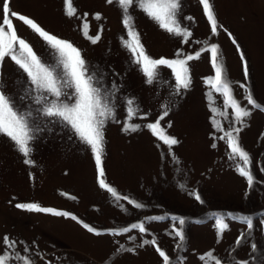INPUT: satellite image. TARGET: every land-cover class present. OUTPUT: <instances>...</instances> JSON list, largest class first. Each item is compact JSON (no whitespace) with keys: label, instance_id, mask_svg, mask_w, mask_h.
<instances>
[{"label":"rangeland","instance_id":"374dc122","mask_svg":"<svg viewBox=\"0 0 264 264\" xmlns=\"http://www.w3.org/2000/svg\"><path fill=\"white\" fill-rule=\"evenodd\" d=\"M71 2L77 10L73 17L64 14L63 0H11L10 7L33 19L47 32L71 42L80 50L89 70L102 77V88L115 92L111 97L115 118L107 120L102 129L104 179L118 196L128 197L144 207L137 209L125 199L117 200L98 186L90 147L80 142L70 127L40 116L36 111L40 106L30 98L21 99L25 96L27 77L6 58L0 65V90L13 99L20 112L31 111L33 123L43 130L31 142L32 151L27 157L33 161L31 165L25 164V157L13 143L0 135V252L4 251L2 238L8 236L18 242L17 251L24 247L30 250L28 254L35 264H162L153 246L137 247L142 240L155 238L173 261L178 255L184 257V264H202L199 256L209 250H213L222 264L244 260L249 264H264L251 259L255 254L250 247L255 243L259 252L264 253V230L260 225L264 217L259 215L264 213V171L261 170L264 168V112L251 109L252 114L245 118L239 132V143L251 158L255 178L249 189L245 178L235 170L239 161L229 159L227 140L219 139L240 125L234 124L232 109L225 107L224 97L204 83L205 78L214 75L211 54L202 52L199 59L189 61L191 85L177 95L171 69L161 66L158 80L146 83L138 66L133 64L131 53L123 46L126 29L115 3ZM180 3L178 19L192 33L187 43L182 42V37L162 30L135 5L129 9L146 53L156 59H172L178 49L194 54L215 43L226 78L232 82L234 98L242 106L251 108L244 99V90L239 87L243 83L251 89L257 103L264 106V0H210L219 25L215 36L211 34L199 0H180ZM97 13L99 20L94 19ZM85 19L90 37L99 32L100 39L95 44L81 30ZM12 20L18 35L32 46L42 62L54 64L55 51L22 22ZM233 37L236 44L232 43ZM241 52L247 63L248 80L244 77ZM129 98L139 108L137 116L132 118L127 116ZM162 105L170 106L161 125L168 135L179 140L172 149L179 163H173L171 157L162 159V152L167 156V146L144 127L157 119ZM210 107L217 112L213 114ZM145 114L147 118L142 119ZM213 120L223 131L214 127ZM125 122L140 127L134 132L122 131ZM196 193L203 204L194 198ZM17 203H36L65 211L77 220L18 209ZM224 213L253 216L252 234L239 247L235 239L246 227L236 221H226L229 230L217 243L214 217ZM153 216L166 218L146 220ZM171 216L186 220L182 252L176 249V239L169 235ZM140 222L145 223L146 233L133 229L114 236L108 232ZM83 224L101 234L88 232ZM129 236L135 239L129 240ZM120 245L136 250L117 252Z\"/></svg>","mask_w":264,"mask_h":264},{"label":"snow or ice","instance_id":"6c2138e0","mask_svg":"<svg viewBox=\"0 0 264 264\" xmlns=\"http://www.w3.org/2000/svg\"><path fill=\"white\" fill-rule=\"evenodd\" d=\"M64 14L68 17L76 15L77 10L74 8L71 0H63ZM108 4L115 3L121 11L122 24L126 29L127 38L124 40L123 46L131 53L132 62L138 66L140 72L146 78V83H153L159 78V69L165 66L171 69L175 80V94H180L181 90H187L191 85V77L189 72V61L197 60L201 57L202 52L210 53V62L214 75L204 79L206 85L220 93L224 97L225 107L232 109V117L234 124H239L240 127H233L225 132L224 136L219 139L227 140L229 149V159L239 162L236 163L235 170L238 175L245 178L247 187L251 189L255 183V178L251 171L252 161L249 154L244 150L239 143V132L244 126L245 118L249 117L251 109H259L264 112V106H261L254 99L251 89L246 84H239V87L244 90V99L248 106H242L241 103L234 98L232 82L226 78V74L222 64V58L218 53V45L212 43L202 48L194 54H186L178 49L175 53V58L169 59L160 57L158 59L149 56L143 45L140 43L139 34L136 32L132 23L133 17L129 9L135 5L139 10L151 20H153L162 30L168 34L182 37V42L187 43L192 33L181 25L178 19L179 10L181 7L180 0H106ZM11 0H0V65L6 58L10 59L15 66L27 77L25 87V96L21 99L30 98L32 102L39 105L36 111L42 117L53 118L55 121L64 126L70 127L74 136L80 142L90 147L93 154L96 172L97 183L101 189H105L117 200L125 199L135 208H143L144 205L131 200L128 197L118 196L116 190L106 183L104 179V169L102 167V152H103V127L107 120L114 119V105L111 103V97L115 95L112 90H104L101 86L102 77H98L95 72H91L82 58L80 50L77 49L71 42L61 39L39 26L33 19L19 14L11 10ZM202 5L203 14L210 26V31L213 36L218 33V22L215 16L210 0H199ZM87 13L84 14L86 18ZM12 18H16L27 26L33 33L37 34L51 49L56 53V61L54 64H45L41 58L34 52L32 46L18 35L17 29L14 27ZM100 14L97 13L94 19L99 20ZM191 20V17H186ZM89 28L87 20L82 23L81 30L86 38L90 39L95 44L99 39V32L95 37H90L86 29ZM231 37V34H229ZM206 43V42H205ZM232 43L236 44L235 38H232ZM237 51L240 52L237 45ZM241 61L244 62V77L249 79V72L245 57L241 52ZM116 86L113 84V89ZM35 93V95H32ZM51 97V99H50ZM63 98V99H62ZM211 104V96L209 95ZM127 116L129 118L137 116L139 113L138 106L135 105V100L129 98L126 101ZM170 106L162 105L161 114L153 122L144 125L158 141L167 146V156L162 152V159L171 157L173 163H179L178 158L172 151L173 146L179 143V140L174 136L166 133L161 125V121L168 115ZM210 111L215 114L217 109L210 107ZM223 114V113H221ZM142 119H146L145 114ZM214 127L218 128L215 120L212 121ZM169 123V127H170ZM140 125L124 123L122 131L134 132L138 130ZM43 129L39 125L33 123V113L20 112L16 107L13 99L3 90H0V135L7 137L15 149L21 153L25 159L24 163L31 165L33 161L28 159L32 151L31 142L36 138V134ZM223 131V129H219ZM235 133V135H233ZM264 135V133H262ZM212 147H216L215 144ZM264 171V168L261 169ZM183 187V186H181ZM193 195V193H190ZM247 195V193H246ZM194 198L201 204L204 201L198 193L194 194ZM18 209L27 210L30 212L49 213L54 216L70 217L77 220L74 215L59 211L52 208L41 207L36 203H17ZM264 217V213L259 214ZM165 216L147 217L148 221H163ZM173 222L169 226V235L176 239V249L183 251V243L185 241L184 226L186 220L181 216H171ZM226 221H236L246 227V231H241L235 239L236 247H239L248 237L251 236L252 230L255 227L253 216L251 215H235L233 213H224L221 216L214 217V229L216 230L217 243L220 242L225 231L229 230V223ZM262 230H264V219L260 220ZM83 227L88 232L100 235L101 232L93 227L83 224ZM133 229H138L141 234L146 233L148 229L144 222L133 223L130 227L121 228L119 230L109 229L108 232L114 236L128 233ZM129 240H134L135 237L129 236ZM4 251L0 252V264H35L32 256L29 255V249L24 247L22 251L16 250L17 241L12 240L8 236L2 238ZM151 245L156 253L162 259V264H184V257L177 256L176 260L162 250L155 238L148 240L144 239L137 247ZM253 261H264V253H260L257 245H250ZM126 252H135V247L124 248L120 245L116 249ZM235 250V249H233ZM202 264H222L221 260L214 256L213 250L199 256ZM50 264V262H49ZM235 264H249L248 260L236 261Z\"/></svg>","mask_w":264,"mask_h":264}]
</instances>
